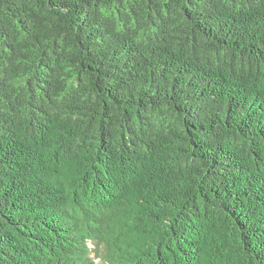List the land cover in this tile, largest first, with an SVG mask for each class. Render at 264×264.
<instances>
[{"label":"trees","instance_id":"16d2710c","mask_svg":"<svg viewBox=\"0 0 264 264\" xmlns=\"http://www.w3.org/2000/svg\"><path fill=\"white\" fill-rule=\"evenodd\" d=\"M0 264H264V0H0Z\"/></svg>","mask_w":264,"mask_h":264},{"label":"rangeland","instance_id":"374dc122","mask_svg":"<svg viewBox=\"0 0 264 264\" xmlns=\"http://www.w3.org/2000/svg\"><path fill=\"white\" fill-rule=\"evenodd\" d=\"M99 262V259H96V263H98Z\"/></svg>","mask_w":264,"mask_h":264}]
</instances>
